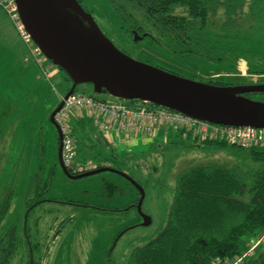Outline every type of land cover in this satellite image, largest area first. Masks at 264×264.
Returning <instances> with one entry per match:
<instances>
[{
	"label": "rangeland",
	"instance_id": "1",
	"mask_svg": "<svg viewBox=\"0 0 264 264\" xmlns=\"http://www.w3.org/2000/svg\"><path fill=\"white\" fill-rule=\"evenodd\" d=\"M81 3L104 34L136 59L149 60L198 80L225 78L235 84L264 83V5L255 13L242 14L232 27L224 26L226 16L220 9L207 28L193 36L194 43L185 52L183 46L162 48L151 39L135 42L132 30H137L116 14L109 0H81ZM1 10L0 37L5 35L8 44L14 43L22 50L25 46L17 30ZM22 58L21 55L18 60L22 62ZM46 63L51 67L49 78L32 64L26 73L32 87L18 90L21 93L12 88L11 72L0 76V89L6 93L0 98L3 102L0 103V205L10 192L13 196L0 225V240L17 224L18 236L23 241L9 254L7 264H29L33 258L36 264H128L132 250L152 240L167 223L180 170L209 162L247 169L264 163L256 162L249 153L237 148L198 146V141L183 138L180 141L172 138L166 144L157 137L145 144L147 139L140 136L139 144L119 143L111 139L114 135H105L89 125L93 119L86 114L67 110L65 120L75 139L77 161L92 160L97 167L115 166L144 187L142 211L152 221L149 225H138L142 217L132 206L139 198L138 190L122 175L104 171L71 179L62 170L58 161L59 135L50 115L71 89L72 82L49 60ZM250 68L258 73H250ZM76 92L110 98L109 94H96L88 83L78 85ZM19 95L23 98L18 99ZM257 99L264 101V94ZM41 178L44 193L36 195L32 193L33 183ZM105 182L115 183L119 190L111 193ZM42 200L46 202L37 205L27 217L28 206ZM96 206L103 210L93 208ZM263 251L264 234L246 237L241 261L250 256L259 259ZM226 260L221 263H230Z\"/></svg>",
	"mask_w": 264,
	"mask_h": 264
},
{
	"label": "trees",
	"instance_id": "2",
	"mask_svg": "<svg viewBox=\"0 0 264 264\" xmlns=\"http://www.w3.org/2000/svg\"><path fill=\"white\" fill-rule=\"evenodd\" d=\"M109 2L125 23L130 24L139 34L147 33L144 39H151L162 48L185 47L184 51L190 43H194L193 36L205 30L211 18L220 14V9L221 14L226 16L224 26L232 27L242 14L255 13L264 5V0ZM178 9L182 12L178 13ZM142 61L185 76L172 68L149 60ZM250 73L258 71L251 69ZM200 81L220 86L237 85L225 78ZM255 95L253 98L257 99L259 94ZM87 124L89 123L86 122ZM176 135L182 139L179 134ZM207 144H215L219 148L226 145L217 142ZM233 148L249 153L256 162H264V149ZM175 179V192L167 223L152 240L132 250L128 264H214L215 259L216 264H222L224 259L230 262L228 264H233L244 250L246 237L264 234V163L260 167L247 169L240 165L209 162L184 168L177 173ZM41 182L42 178L33 183L32 193H44ZM105 187L111 193L119 190L115 183H106ZM12 198L10 192L0 205V225L10 209ZM43 202L46 201L28 206L27 217ZM18 228L17 224L12 225L0 240V264H7L11 258L9 254H13L18 243L23 242L18 236ZM23 233L26 235L27 226ZM30 253L32 258V251ZM259 256V259L250 256L239 264H264V251ZM29 264H36L34 258Z\"/></svg>",
	"mask_w": 264,
	"mask_h": 264
},
{
	"label": "water",
	"instance_id": "3",
	"mask_svg": "<svg viewBox=\"0 0 264 264\" xmlns=\"http://www.w3.org/2000/svg\"><path fill=\"white\" fill-rule=\"evenodd\" d=\"M15 1L21 23L34 44L72 81L71 89L50 115L59 135L58 158L62 170L71 179L104 171L122 175L140 193L136 208L142 225H149L152 219L142 211L145 189L132 176L111 166L72 174L63 164L62 132L55 115L78 85L88 83L96 94L143 101L215 124L264 128V101L248 95L264 93V83L220 86L136 59L104 34L79 0ZM133 33L135 42L147 35Z\"/></svg>",
	"mask_w": 264,
	"mask_h": 264
},
{
	"label": "built area",
	"instance_id": "4",
	"mask_svg": "<svg viewBox=\"0 0 264 264\" xmlns=\"http://www.w3.org/2000/svg\"><path fill=\"white\" fill-rule=\"evenodd\" d=\"M0 7L15 23L21 37L30 47L33 61L40 68V72L49 78V70L45 65L48 60L21 23L16 1L0 0ZM69 109H75L92 118L105 135L117 134L119 137L132 139L141 134L152 136L157 132H172L183 139L200 143L217 142L244 149H264V128L215 124L139 100H122L112 96L99 99L76 92L65 100L64 106L55 115L62 132V161L72 174L84 173L98 167L92 160L82 163L77 161L75 139L65 120V112ZM241 260L239 257L233 264H239Z\"/></svg>",
	"mask_w": 264,
	"mask_h": 264
},
{
	"label": "crops",
	"instance_id": "5",
	"mask_svg": "<svg viewBox=\"0 0 264 264\" xmlns=\"http://www.w3.org/2000/svg\"><path fill=\"white\" fill-rule=\"evenodd\" d=\"M0 9H2V8L0 7ZM9 20L12 22L15 29L17 30L19 37H20V39L23 42L25 47H23L21 50V47L15 45L14 43L8 44L5 40V35L2 34V36L0 37V76L2 75V73L8 75L9 72H11V74H13L11 80H12V82H14V85L12 86V88L15 89L16 92L21 93L20 92L21 90H24V89L29 88L31 86L28 83L29 75L26 74V73H28V68L30 66H32V64L37 66L39 71H40V68L33 61V56L31 54L30 47L21 37L15 23L10 18H9ZM21 55L23 57L22 62L20 60H18ZM45 65L48 67L49 73H51V67L49 66V64L45 62ZM22 75H26V77L21 78L20 76H22ZM1 80L2 79L0 77V82H1ZM6 87H8V86H6ZM18 90H20V91H18ZM5 94L6 93L2 89H0V98ZM6 96L14 98V97H12L13 95H6ZM21 96L19 95L18 99H22L23 97H21ZM14 99H17V98L15 97ZM0 103H3V102L0 100ZM86 117H87V115H86ZM91 125H93L94 127H96L98 129V127L95 125L94 121L91 122ZM113 135H114V137L111 138L112 140H115L117 142L120 141L119 143H124V144H129V145L132 143L133 144H139L138 140H139L140 136H143L145 139H147V140H145V142H146L145 144H149L150 142H153L152 140H155L157 137L161 138V140L164 141L166 144L168 142H170V139H172V138H177V141H180V138L175 133H172V132H167V133L157 132L156 134H154L152 136L141 134V135H138L132 139H125L124 137H119L117 134L116 135L113 134ZM135 140H137V141L135 142ZM182 140H188L191 142L193 141L191 139H182ZM109 142H111V141L109 140ZM106 143L110 145V143H108V142H106ZM198 143H199L198 146L201 144H207V142H205V143L198 142ZM133 158H134V156H133ZM58 161H59V158H58ZM93 208L101 210L98 206L93 207Z\"/></svg>",
	"mask_w": 264,
	"mask_h": 264
},
{
	"label": "flooded vegetation",
	"instance_id": "6",
	"mask_svg": "<svg viewBox=\"0 0 264 264\" xmlns=\"http://www.w3.org/2000/svg\"><path fill=\"white\" fill-rule=\"evenodd\" d=\"M133 32H134V30H132V34H133V36H134V33H133ZM255 94H256V93H254V94H253V93H250L249 96L253 98V95L256 96ZM257 94H259V96H260V95H262V94H264V93H257ZM257 96H258V95H257ZM111 167H112V166H111ZM129 182H130V181H129ZM130 183H131V182H130ZM132 185H133V184H132ZM137 192H138V191H137ZM139 197H140V194H139ZM138 200H139V198L136 199V200L134 201V203H132V206L136 207V205H137V203H138ZM99 208H100V207H99ZM100 209L103 210V208H100ZM141 219H142V218H141ZM141 222H142V220L138 222V225H140ZM133 227H136V225L133 226Z\"/></svg>",
	"mask_w": 264,
	"mask_h": 264
},
{
	"label": "bare ground",
	"instance_id": "7",
	"mask_svg": "<svg viewBox=\"0 0 264 264\" xmlns=\"http://www.w3.org/2000/svg\"><path fill=\"white\" fill-rule=\"evenodd\" d=\"M249 95V94H248ZM74 112V111H73Z\"/></svg>",
	"mask_w": 264,
	"mask_h": 264
}]
</instances>
